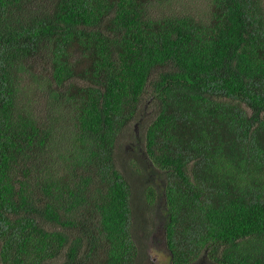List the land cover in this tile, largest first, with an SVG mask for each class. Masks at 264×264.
I'll use <instances>...</instances> for the list:
<instances>
[{"label":"trees","instance_id":"1","mask_svg":"<svg viewBox=\"0 0 264 264\" xmlns=\"http://www.w3.org/2000/svg\"><path fill=\"white\" fill-rule=\"evenodd\" d=\"M171 1L0 0V264H264V0Z\"/></svg>","mask_w":264,"mask_h":264},{"label":"rangeland","instance_id":"2","mask_svg":"<svg viewBox=\"0 0 264 264\" xmlns=\"http://www.w3.org/2000/svg\"><path fill=\"white\" fill-rule=\"evenodd\" d=\"M210 7H211V0H173L170 3L164 5V6H159L156 9L158 10L159 13H170V12H179L180 14H189L191 16H194L197 18V20H204L209 17L210 13ZM38 91L36 89H33L29 94L33 98L34 94H37ZM35 99V98H34ZM149 99H146L143 104L146 105L145 108V116L146 118H149L151 116V112L153 109V105L149 102ZM143 105V106H144ZM139 133V130H138ZM132 138V137H131ZM129 140V139H128ZM132 145H134L132 147ZM138 146L134 144L132 139L126 143L124 147V152L127 153L126 155H118V162L122 161L123 167L127 170L129 169V172L127 170L126 174L128 177L133 178V179H142L140 178V174H137V168L134 167L132 164L133 162L131 161L130 153L135 152L138 153L140 152V149L137 148ZM137 148V149H135ZM142 150V149H141ZM141 157V156H140ZM134 173V174H132ZM136 174V175H135ZM157 176V175H156ZM156 176H152L149 174L148 178L156 182V186L159 188V191H162V182L159 181V179ZM137 187H139V184H135ZM139 191V190H137ZM139 194V193H138ZM162 211V216L165 213V210L162 208L160 209L159 214ZM159 221L156 222V224H150V228H153L154 231H152L151 236H147V234L143 233V237H146L145 241L148 244L147 247V260L146 264H170V253L167 248V244L165 239H163V232L161 231L163 224L159 225ZM158 229V230H157Z\"/></svg>","mask_w":264,"mask_h":264},{"label":"flooded vegetation","instance_id":"3","mask_svg":"<svg viewBox=\"0 0 264 264\" xmlns=\"http://www.w3.org/2000/svg\"><path fill=\"white\" fill-rule=\"evenodd\" d=\"M163 229V228H162ZM162 229H161V231H162Z\"/></svg>","mask_w":264,"mask_h":264}]
</instances>
